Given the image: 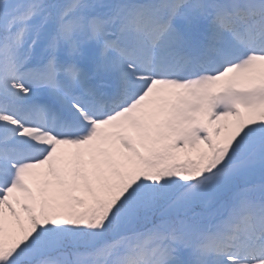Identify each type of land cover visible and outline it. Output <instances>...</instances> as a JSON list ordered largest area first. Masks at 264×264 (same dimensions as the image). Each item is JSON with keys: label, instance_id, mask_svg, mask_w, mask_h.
Here are the masks:
<instances>
[{"label": "snow or ice", "instance_id": "snow-or-ice-1", "mask_svg": "<svg viewBox=\"0 0 264 264\" xmlns=\"http://www.w3.org/2000/svg\"><path fill=\"white\" fill-rule=\"evenodd\" d=\"M0 264H264V0H0Z\"/></svg>", "mask_w": 264, "mask_h": 264}]
</instances>
